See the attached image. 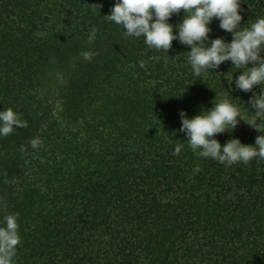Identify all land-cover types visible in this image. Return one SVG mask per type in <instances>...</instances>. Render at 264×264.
I'll list each match as a JSON object with an SVG mask.
<instances>
[{"label":"trees","instance_id":"trees-1","mask_svg":"<svg viewBox=\"0 0 264 264\" xmlns=\"http://www.w3.org/2000/svg\"><path fill=\"white\" fill-rule=\"evenodd\" d=\"M113 3L0 0V110L26 124L0 136V220L17 213L21 238L13 264H264V159L225 166L179 132L178 110L211 108L242 69L193 76L186 46L149 49L106 21ZM240 7V26L264 16V0ZM229 94L245 122L215 138L253 145L251 93Z\"/></svg>","mask_w":264,"mask_h":264},{"label":"clouds","instance_id":"clouds-1","mask_svg":"<svg viewBox=\"0 0 264 264\" xmlns=\"http://www.w3.org/2000/svg\"><path fill=\"white\" fill-rule=\"evenodd\" d=\"M240 5L241 0H114L109 13L103 17L123 29L125 36L143 37L149 49L167 54L173 41L186 46L189 48L187 63L195 77L205 71L216 73L224 62L242 69L235 79L228 81V95L215 94L211 108L201 107L191 117L183 109L178 110L179 132L187 138V146L193 152L198 151L199 156L225 166L247 164L256 157L264 159V131L260 130L264 123V89L261 88L264 85V16H258L250 26H240L244 12ZM181 10V20L175 25L169 23L171 16ZM213 20L218 21L221 30L231 34L230 41L210 37ZM96 32L93 28L89 33L90 43ZM84 56L90 59L89 53ZM138 63L144 68L143 61ZM254 86H258V92L253 90ZM231 91L251 93L244 108L251 117L247 124L260 133L253 145L242 144L238 138L221 144L215 138L217 134L234 130L240 120L245 122L240 118L239 106L233 103ZM24 126L25 122L11 108L0 110V136ZM40 144L39 138L30 140L33 149ZM181 150L182 145H177L172 154L178 155ZM199 170L196 166L193 171ZM17 221V213H7L0 220V264H13L21 239Z\"/></svg>","mask_w":264,"mask_h":264}]
</instances>
